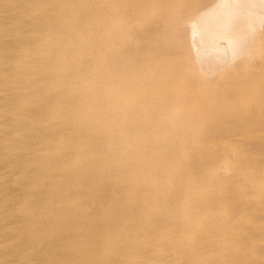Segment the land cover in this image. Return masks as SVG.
Wrapping results in <instances>:
<instances>
[{
    "label": "bare ground",
    "instance_id": "bare-ground-1",
    "mask_svg": "<svg viewBox=\"0 0 264 264\" xmlns=\"http://www.w3.org/2000/svg\"><path fill=\"white\" fill-rule=\"evenodd\" d=\"M0 264H264V0H0Z\"/></svg>",
    "mask_w": 264,
    "mask_h": 264
},
{
    "label": "rangeland",
    "instance_id": "rangeland-1",
    "mask_svg": "<svg viewBox=\"0 0 264 264\" xmlns=\"http://www.w3.org/2000/svg\"><path fill=\"white\" fill-rule=\"evenodd\" d=\"M1 168H2V167L0 166V170H2ZM2 171H3V170H2Z\"/></svg>",
    "mask_w": 264,
    "mask_h": 264
}]
</instances>
